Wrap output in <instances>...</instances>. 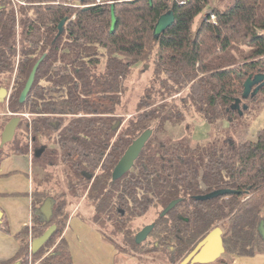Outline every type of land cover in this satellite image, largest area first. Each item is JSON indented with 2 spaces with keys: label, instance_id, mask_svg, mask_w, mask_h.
Here are the masks:
<instances>
[{
  "label": "trees",
  "instance_id": "16d2710c",
  "mask_svg": "<svg viewBox=\"0 0 264 264\" xmlns=\"http://www.w3.org/2000/svg\"><path fill=\"white\" fill-rule=\"evenodd\" d=\"M212 1L221 0H0V86L13 79L5 106L11 115L0 116V134L19 118L13 139L0 146V164L31 151L33 184L30 225L14 235L18 250L0 264H73L63 236L68 196L90 206V222L106 243L138 255L143 264L159 256L179 264L215 228L221 229L226 257L264 254V128L254 140L236 141L219 126H235L264 103L263 86L241 100V114L231 108L247 76L264 72V0H228L204 14ZM169 10L172 25L154 39L157 20ZM141 67L152 69V82L121 125L126 81ZM183 91L180 109L168 98ZM193 110L213 127V137L194 146L168 137L166 125L181 124ZM146 130L151 136L133 166L112 181L113 168ZM46 168L61 170L65 192L49 187ZM222 189L232 193L195 199ZM47 199L50 220L40 212ZM174 200L179 202L161 216ZM150 210H156L152 230L136 244L140 230L132 224ZM52 226V235L32 251L31 242Z\"/></svg>",
  "mask_w": 264,
  "mask_h": 264
},
{
  "label": "crops",
  "instance_id": "0c3cea01",
  "mask_svg": "<svg viewBox=\"0 0 264 264\" xmlns=\"http://www.w3.org/2000/svg\"><path fill=\"white\" fill-rule=\"evenodd\" d=\"M12 156L14 155L0 164V174L3 175L0 177V217L6 223L9 232H3L1 223L0 261H6L15 255L18 243L14 235L22 227L29 226L31 220L29 197L33 189L30 178L31 154L29 152L27 155H19L23 156V159L19 161H10ZM88 219L78 210L75 212L71 210L63 232L69 245L73 264H140L136 254L114 250L104 241L102 235ZM209 264H264V254L230 256L226 257L223 262Z\"/></svg>",
  "mask_w": 264,
  "mask_h": 264
},
{
  "label": "water",
  "instance_id": "95a60500",
  "mask_svg": "<svg viewBox=\"0 0 264 264\" xmlns=\"http://www.w3.org/2000/svg\"><path fill=\"white\" fill-rule=\"evenodd\" d=\"M83 1V0H81ZM95 1V0H89ZM97 1V0H96ZM114 1V0H110ZM174 21L172 10L167 11L165 14L159 17L157 20L154 30L153 37L154 39L158 38V36L165 31L168 27L172 25ZM64 20H62L58 26V35L61 34L63 30ZM116 24V19L113 12V7H111V18H110V32L112 33ZM39 61L33 66L28 79L24 85L23 90L19 96V102L23 103L30 91V88L34 81V76L38 68ZM264 86V72L256 73L254 75H248L247 78L243 82V90L241 94V98L235 100L234 104L231 106L232 109L238 110L239 114H241L240 103L241 100H247L249 98L254 97L260 88ZM6 96V90L0 89V101ZM243 110H246V106H242ZM19 123V118L13 117L10 119L4 126L1 135H0V146H3L6 143H9L15 134V130ZM119 124H116L113 128L116 129ZM151 136V131L146 130L142 134H140L126 149L120 160L117 162L115 167L111 173L112 181L120 179L125 173H127L131 167L133 166L134 161L139 156L140 152L144 148L146 142ZM41 150L36 151L35 155L39 156ZM232 193L231 190H216L211 193L197 196L196 200H207L211 198H215L218 196L226 195ZM179 200H174L170 202L167 207L161 212V216L165 215L169 210H171ZM40 212L44 216L46 220H50L52 216V203L50 200H45L42 206L40 207ZM152 230V225H147L143 227L135 236V243L140 244L143 242L150 231ZM54 232V227H50L47 231L39 238L33 240L31 242L30 249L32 251L38 250L43 243L52 235ZM259 233L264 240V222H261L259 226ZM221 229L215 228L210 231L196 246L195 248L179 263V264H209L215 262L223 253L224 248L222 244L221 238Z\"/></svg>",
  "mask_w": 264,
  "mask_h": 264
},
{
  "label": "rangeland",
  "instance_id": "374dc122",
  "mask_svg": "<svg viewBox=\"0 0 264 264\" xmlns=\"http://www.w3.org/2000/svg\"><path fill=\"white\" fill-rule=\"evenodd\" d=\"M227 2L228 0L212 1L209 5L208 10L204 14H209L212 8L222 9L226 5ZM204 14L201 17H198L197 19H195V22H194L195 27L198 21L200 20V18L204 16ZM151 75H152L151 68H149L148 70H145L144 72V68L141 67L139 70L134 69L131 76L127 79L126 81L127 92L125 95H123L122 106L119 108V110L121 111L120 113L123 116L121 125H123L125 121L128 118H130L131 116L130 113L133 111V109H135L134 102L137 101V95H139V93L142 91V88L150 86L152 82ZM2 82L4 83L3 80ZM12 82H13V79H11L8 87H6L7 83L3 84V86H0V89L3 88L6 90V96L2 101L5 104L4 107L2 106V104H0V110L2 109L0 116L4 115V113L6 114V116L11 115L10 113L7 112L5 106H6V102H7L9 93H10ZM184 95H185V92L183 91L175 96L168 98V101L176 103L178 107L181 109L182 101L180 98L184 97ZM25 117L28 118L27 116ZM219 126L221 128V131L223 132L222 133L223 136L226 134L232 137L233 139H235L236 141L241 140V139L254 140L257 132L261 130L262 128H264V103L262 105H259V107L250 108L249 111H247L241 118H239L236 121L235 126H232L231 128H229V124L226 121L221 122ZM166 134L168 137H170L173 140H180L182 138L189 139L190 145L194 146L196 143L210 140L214 135V131H213V127H211L210 125L202 121L194 111L193 113L187 114L184 120L182 121V123L175 127L167 124ZM22 159H23V156L14 155L11 157L10 161H19ZM28 159L30 160V156ZM45 171H46V174H49V179H48L49 187L51 189L56 190L57 192H65L66 186H65V181L61 173V170L54 171L53 169L46 168ZM76 202H77L76 200L68 196V203H70V206H69L70 212L71 210L72 212H75L78 210V212H80L84 217L88 219L92 213L90 206L87 205L85 201H83V198L78 203ZM155 214H156V210H150L144 219H138L134 221L132 224V227L134 229L141 230L144 226L150 225ZM88 220L90 221V219ZM119 252H123V251H119ZM136 256L138 257V255ZM154 258H155L154 261L156 262L152 264H166V262L163 261V258L161 256L154 257ZM219 258H221V260H224L226 256L222 254ZM148 260L146 261L147 264H148ZM215 262H219V261L216 260ZM140 264H143V262L140 261Z\"/></svg>",
  "mask_w": 264,
  "mask_h": 264
},
{
  "label": "built area",
  "instance_id": "2783aa9c",
  "mask_svg": "<svg viewBox=\"0 0 264 264\" xmlns=\"http://www.w3.org/2000/svg\"><path fill=\"white\" fill-rule=\"evenodd\" d=\"M211 18L213 19V16H211ZM30 152V154H31V151H29Z\"/></svg>",
  "mask_w": 264,
  "mask_h": 264
}]
</instances>
